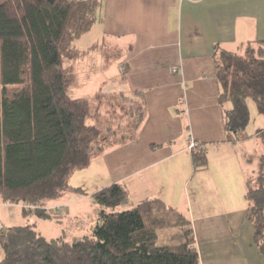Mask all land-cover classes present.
<instances>
[{
	"label": "crops",
	"instance_id": "0c3cea01",
	"mask_svg": "<svg viewBox=\"0 0 264 264\" xmlns=\"http://www.w3.org/2000/svg\"><path fill=\"white\" fill-rule=\"evenodd\" d=\"M94 27L98 38L93 43L83 48L74 44L82 54L70 63L76 76L70 88L81 94L74 99L89 103L123 96L143 104L144 118L137 128H126L124 140L70 176L72 189L47 204L48 220L53 218L59 228L87 219L80 234L90 235L100 211L93 195L119 184L128 193L125 211L160 202L179 215L186 222L180 226L192 231L199 264H264L245 208L229 205L244 199L249 174L243 156L250 155L240 146L244 135L231 142L224 130L223 111L230 106L218 103L213 59L217 48L243 56L247 45L264 41V0H102ZM105 49L123 50L118 68L85 63ZM96 111L92 126L98 127L106 115L98 107ZM190 139L202 146L207 162L196 174L193 203L188 196L194 174ZM2 206L7 209L0 208V214L13 207L22 214V205ZM28 221L37 230L40 219ZM78 234L73 232V238H82Z\"/></svg>",
	"mask_w": 264,
	"mask_h": 264
},
{
	"label": "trees",
	"instance_id": "16d2710c",
	"mask_svg": "<svg viewBox=\"0 0 264 264\" xmlns=\"http://www.w3.org/2000/svg\"><path fill=\"white\" fill-rule=\"evenodd\" d=\"M101 7L102 0H0V199L22 205L27 222L48 220L47 204L71 190L70 176L105 149L109 131L87 125L89 103L67 94L76 79L70 63L82 55L74 44L97 23ZM255 43L258 50L243 56L218 48L213 54L218 103L230 106L223 126L231 142L249 123L248 100L264 116V41ZM121 98L135 129L143 104ZM256 136L264 149V130ZM191 159L194 171L207 165L204 150ZM258 166L244 199L254 246L264 255V154ZM127 197L119 184L95 193L97 222L71 242L47 240L29 223L1 229L0 264H199L190 229L176 249L156 244L158 230L186 223L179 215L160 202L116 211Z\"/></svg>",
	"mask_w": 264,
	"mask_h": 264
},
{
	"label": "rangeland",
	"instance_id": "374dc122",
	"mask_svg": "<svg viewBox=\"0 0 264 264\" xmlns=\"http://www.w3.org/2000/svg\"><path fill=\"white\" fill-rule=\"evenodd\" d=\"M98 29L93 28L90 33H88L86 36L82 38L81 41L78 43H75L79 48L87 47L93 41H95L96 38H98ZM259 45L257 43H252L249 44L245 47L244 53L248 50H253L256 51L258 50ZM119 52V53H118ZM124 55L123 50H117L112 51V50H103L101 54L99 55H94L92 59H88L85 61L89 66L91 67H104L107 66L109 69H116L118 68V65L122 64L123 61V56ZM108 56V57H107ZM107 58V59H106ZM121 78V77H120ZM78 83V80H77ZM68 96L72 99L74 98H80L81 94L78 91H75V89H69L68 90ZM89 105H90V117L86 120L87 125H93L95 118L97 119V114H96V109H100L101 113L106 115V118H103L105 120L104 122H100L98 127L102 129L105 134L107 131V141L103 143L104 147L107 148L110 145L119 142L121 140H124L123 138L124 135L127 134L126 128H131L130 125L133 127V123L129 118L125 117V113L129 111L130 104L128 102H124L122 98H101L100 100H89ZM247 109L249 113V123L247 127L245 128L244 132L242 135L246 137L243 142H241L240 146L245 149L247 154L250 155V157L243 156L245 159V171L247 170V173L249 174L248 180H254L257 176L258 173V159L259 156L264 154V149L261 141L259 138L256 136V134L264 130V116L260 115L257 112L256 106L252 100L247 101ZM240 141V139H239ZM206 154V153H205ZM201 171L200 168H197L196 171H193L194 174L191 175L189 179V187H188V196L191 200V203H193V189L195 186L196 182V174ZM254 171V172H252ZM78 176V175H76ZM76 180V177H75ZM244 196V195H243ZM244 198V197H243ZM241 199V198H240ZM230 206L237 205L239 204L238 208H245L246 210V203L244 199L239 200L238 202H235L234 200L229 202ZM2 203H0V208H5L3 207ZM92 207L95 206L93 203L90 204ZM89 204L85 205V208L87 212L89 213L88 215H92V207ZM194 207V205H193ZM20 208V207H19ZM10 210V209H9ZM17 210V212H16ZM193 211L194 208H192ZM125 211L123 206H121L118 210V212ZM19 212V214H18ZM58 216V215H57ZM58 217H62V215L59 214ZM89 218V217H88ZM53 218L51 220H40L38 222L37 230L40 231V233L43 235V237L47 240L51 239H59L61 238L62 240L66 242H71L73 241V232L74 233H79L78 237L81 236L82 227L85 228L87 226V219L82 221V224L79 223L76 226H65V227H59L52 222ZM29 222V221H28ZM55 222V221H54ZM27 223V220L24 219L22 214H20V209H17L16 207H13L11 209V213H2L0 214V227H14V226H22ZM189 227H184V226H175L169 229H161L157 231V241L156 244L159 247H169L171 249H176L181 243H183V239L181 237L178 238V235L181 234L184 230L187 231ZM83 235V234H82ZM3 258V253L1 252L0 259Z\"/></svg>",
	"mask_w": 264,
	"mask_h": 264
},
{
	"label": "built area",
	"instance_id": "2783aa9c",
	"mask_svg": "<svg viewBox=\"0 0 264 264\" xmlns=\"http://www.w3.org/2000/svg\"><path fill=\"white\" fill-rule=\"evenodd\" d=\"M175 72V70H173ZM202 146H200L199 144H197L194 140L190 139L188 141V145H187V151L189 153H194V152H200L202 151Z\"/></svg>",
	"mask_w": 264,
	"mask_h": 264
}]
</instances>
